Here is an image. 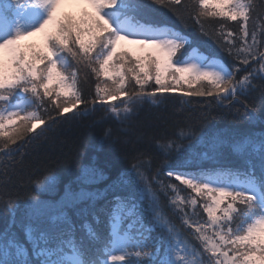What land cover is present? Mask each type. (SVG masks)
I'll list each match as a JSON object with an SVG mask.
<instances>
[{"label": "snow or ice", "instance_id": "obj_1", "mask_svg": "<svg viewBox=\"0 0 264 264\" xmlns=\"http://www.w3.org/2000/svg\"><path fill=\"white\" fill-rule=\"evenodd\" d=\"M162 12L185 28L190 22L197 25L231 63L202 53L184 32L158 19ZM207 22L218 32L207 31ZM36 34H42L40 45L22 43ZM122 42L137 45V53L118 50ZM261 49L264 0H0V155L10 157L13 145L18 150L41 125L55 123L80 105L83 114L89 104L100 103L109 118L127 119L143 103H163L169 98L163 94L178 91L181 82L192 89L185 96L210 97L209 103L229 108L239 103L243 112L236 108V114L255 123V102L240 98L258 91L264 105V84L254 83L264 81ZM81 66L97 80L91 100L79 87ZM208 125L205 114L198 124L186 123L171 137L165 133L156 139L162 159L151 177L141 152L130 172L114 178L94 165L82 166L77 187H65L53 202L40 193L56 186V176L36 180L24 198L23 240L14 231L11 197L0 195V208L12 217L0 231V264H264V134L229 137ZM103 135L112 139V129ZM225 148L245 166L222 164ZM174 156H183L175 166L170 163ZM252 157L259 161V174ZM146 162L150 167L151 159ZM162 174L202 199L181 197L179 185L161 179ZM161 195L168 197L180 228L162 213ZM98 201L104 203L97 207ZM199 209L206 219H200ZM70 211L77 219L92 217L83 219L80 237ZM101 216L105 235L93 226ZM183 229L191 239L181 238Z\"/></svg>", "mask_w": 264, "mask_h": 264}, {"label": "trees", "instance_id": "obj_2", "mask_svg": "<svg viewBox=\"0 0 264 264\" xmlns=\"http://www.w3.org/2000/svg\"><path fill=\"white\" fill-rule=\"evenodd\" d=\"M158 19L161 22L169 23L178 30L184 32L191 41L192 45L198 46L199 50L206 55H214L224 59L226 63H231L230 57L221 50L219 45L212 39L201 35L197 25L189 23L187 28L183 27L179 22L171 16L170 13L162 12ZM209 21L214 18L209 17ZM233 21L228 24L235 27ZM260 21H257L259 29ZM205 28L210 33L218 32V26L214 23L207 22ZM264 51V49H261ZM132 53V52H130ZM135 54V53H133ZM259 67V65H256ZM87 73V82H84V73ZM240 75H243L241 73ZM81 83L79 87L86 99L91 100L95 96L96 77L88 69L81 66ZM101 79H105L101 77ZM172 83L171 79L167 81ZM110 83V81H109ZM174 92L163 94L169 98L163 103L151 104L143 103L134 108L132 114L127 119L117 120L106 116V109L102 104L97 103L95 106L89 104L87 114H83L84 105H80L78 109H73V113H65L62 117L56 119L55 123L50 121L46 125H41L36 132L29 135L34 138L30 142L19 147L13 145L14 151L10 157L0 155V195L10 196L15 205V223L14 231L19 234L21 240L24 239L21 227L25 220V202L24 198L32 189L34 182L43 178L45 175L54 174L57 178L56 186L48 192L40 193V198L49 202L56 201L62 195L65 187L71 186L73 189L77 187V177L80 169L84 165H94L102 169L109 177H115L118 174L130 172L131 165L136 162L139 153H145L142 157L146 174L151 177L155 174L162 157L155 146L156 139H159L165 133L169 137L177 131L179 127H183L186 123L198 124L201 117L205 114L209 116L208 127L213 130H220L229 137H242L246 135H254L260 137L264 134V105L261 104L260 94L258 91L251 92L246 98L241 97V101L255 102L257 109V121L249 123L246 119H242L236 114V108H243L236 103L235 108L220 106L216 103H209L210 97H187L185 92L191 91L187 84ZM206 83V82H202ZM255 84H264V81L256 80ZM154 81L149 82L146 90H151ZM104 85L101 84V87ZM158 87V86H157ZM194 88L200 87L199 84ZM183 100H190L191 103H182ZM118 103V102H117ZM228 102L226 101L225 104ZM54 115V113H53ZM44 119L48 121V114L44 113ZM41 128L44 129L41 132ZM112 129L113 137L105 140V129ZM184 141L183 144H187ZM184 155H187L185 152ZM151 159L150 167L147 159ZM183 156H174L170 163L175 166L182 161ZM252 163L257 165L256 172L259 174V161L252 157ZM221 163L225 166L244 167L241 158L234 156L232 152L225 148ZM207 167V165H205ZM161 179H170L172 183L179 185L174 178H165L163 174ZM100 188L105 187L104 183L99 185ZM182 191L179 193L181 197H195L198 201L202 197L197 196L191 189H187L185 185H179ZM36 194V193H32ZM104 201H98L97 207L102 205ZM161 211L165 218L180 228L181 222L178 215L169 207L168 197L160 196ZM191 208L188 209L191 212ZM200 219H206V213L199 209ZM76 225V235L80 237L83 232L80 231V225L83 219L92 220L91 215L82 219H77L70 211ZM101 223L94 224L96 231L101 235L106 234L104 217L101 216ZM12 221V217L7 208H0V231H3ZM149 221L147 213H145V223ZM158 233H153L157 235ZM181 238H188V230H182ZM191 243H198L191 240Z\"/></svg>", "mask_w": 264, "mask_h": 264}, {"label": "rangeland", "instance_id": "obj_3", "mask_svg": "<svg viewBox=\"0 0 264 264\" xmlns=\"http://www.w3.org/2000/svg\"><path fill=\"white\" fill-rule=\"evenodd\" d=\"M61 11L78 15L80 12V8H62ZM89 11H91V9H89ZM22 43H25V44L32 43V44L40 45L42 43V34H36L34 36H31L27 40L23 41ZM123 49H127L129 52L136 54L138 46L125 44L122 42L121 48L118 50H123Z\"/></svg>", "mask_w": 264, "mask_h": 264}]
</instances>
